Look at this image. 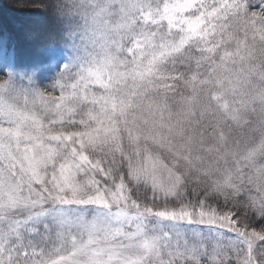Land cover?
<instances>
[{
    "label": "snow or ice",
    "instance_id": "obj_1",
    "mask_svg": "<svg viewBox=\"0 0 264 264\" xmlns=\"http://www.w3.org/2000/svg\"><path fill=\"white\" fill-rule=\"evenodd\" d=\"M41 10L45 62L0 38V264H264V0Z\"/></svg>",
    "mask_w": 264,
    "mask_h": 264
},
{
    "label": "trees",
    "instance_id": "obj_2",
    "mask_svg": "<svg viewBox=\"0 0 264 264\" xmlns=\"http://www.w3.org/2000/svg\"><path fill=\"white\" fill-rule=\"evenodd\" d=\"M16 1L0 0V38L6 37L15 43L21 63L32 65L45 62L47 56L42 37L53 26L52 21L41 10L42 0H24L21 6ZM43 19L47 21L45 31L43 28L46 25L40 24Z\"/></svg>",
    "mask_w": 264,
    "mask_h": 264
},
{
    "label": "rangeland",
    "instance_id": "obj_3",
    "mask_svg": "<svg viewBox=\"0 0 264 264\" xmlns=\"http://www.w3.org/2000/svg\"><path fill=\"white\" fill-rule=\"evenodd\" d=\"M22 1H24V0H18V1H16L17 5H18V6L23 5V4H22ZM40 24H41V25H44V24L46 25V27L44 26V28H43V31H45V30L47 29V21L43 19V21H41ZM41 25H38V27H40ZM39 30L41 31V29H39Z\"/></svg>",
    "mask_w": 264,
    "mask_h": 264
}]
</instances>
